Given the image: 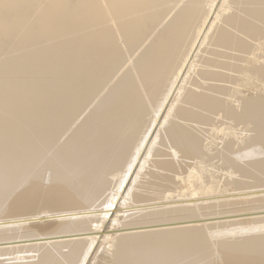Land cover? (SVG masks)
<instances>
[{
    "label": "bare ground",
    "instance_id": "6f19581e",
    "mask_svg": "<svg viewBox=\"0 0 264 264\" xmlns=\"http://www.w3.org/2000/svg\"><path fill=\"white\" fill-rule=\"evenodd\" d=\"M226 1L0 0V264H264V92L223 98L264 0Z\"/></svg>",
    "mask_w": 264,
    "mask_h": 264
},
{
    "label": "rangeland",
    "instance_id": "374dc122",
    "mask_svg": "<svg viewBox=\"0 0 264 264\" xmlns=\"http://www.w3.org/2000/svg\"><path fill=\"white\" fill-rule=\"evenodd\" d=\"M234 1V2H233ZM232 2V3H231ZM221 3V4H220ZM219 3V5H218V7L216 8V12H220V13H222L224 16H227V14H230V13H238V14H240V15H243V9H244V7L245 6H248V5H250V4H248L247 2H242V3H238V1H235V0H228V1H226V3H224V6H225V4H226V6L225 7H227V10H226V8L224 7V10H222L221 9V7H220V5H222V2H220ZM230 6H229V5ZM230 7V8H229ZM233 7V8H232ZM237 7V8H236ZM228 9H229V11H231V12H229L228 11ZM238 11H236V10ZM222 10V11H221ZM225 11V12H224ZM227 11H228V13H227ZM241 12H242V14H241ZM225 13V14H224ZM213 15V14H212ZM214 16V15H213ZM212 16V17H213ZM218 22V21H217ZM211 34H212V32H211ZM211 34H209V37H211ZM204 36V34L202 35V37L200 36L199 37V39H197V42H196V44L194 45V47H193V50H192V52H191V54L192 55H190V57L188 58V61L189 62H191V61H193L194 60V62L196 61V58H198V55H200V54H202V52H200V51H202V50H204V49H206L207 47H205L207 44H208V39H205V40H203V37ZM202 39V40H201ZM200 40V41H199ZM201 41H203V42H201ZM255 41V40H254ZM254 41H249V44H252L251 46H253V48L251 47L250 48V50H249V52H251L252 53V55L249 53V55H248V53H246V57L244 56V60H239L238 58H236V59H234L233 61H236L237 63H239V64H242L241 66H242V68L240 69H238L237 70V72L236 71H230V73L233 75V77H234V79L232 80V82L231 83H224V85L225 86H229V87H225V90H223V92H224V94H223V98L226 100V102H230L232 105H234V106H238V104H239V102L242 100H244V99H247V97H249V98H252L253 96L254 97H258V95L259 96H261L262 94H263V92H264V90H262V89H264L263 87H261V88H259L260 86H259V84L260 83H262L261 81H263V79H260L259 78V80H258V78L257 77H255V75L253 74L252 75V73H250L248 70H247V68H246V66H247V62L248 61H258V60H260L261 58L263 59L264 58V37L263 38H259V39H256V41L254 42ZM258 41V42H257ZM201 42V43H200ZM254 42V43H253ZM205 44V45H204ZM259 44V45H258ZM261 45V46H260ZM199 46V47H198ZM196 47V48H195ZM203 47V48H202ZM198 48H201V50L200 49H198ZM261 48V49H260ZM253 49V50H252ZM199 50V51H198ZM257 51V52H256ZM197 54V55H196ZM206 54V53H205ZM210 53L208 52L207 53V55H209ZM262 54V55H261ZM214 54H210L209 56H213ZM250 55L253 57V58H255V60H253V58L252 57H250ZM260 58H259V57ZM262 56V57H261ZM193 57V58H192ZM247 57H248V59H247ZM222 58V57H221ZM258 58V59H257ZM223 59V58H222ZM250 59V60H249ZM246 65H245V64ZM245 66H244V65ZM245 69V70H244ZM224 71V70H223ZM246 71V72H245ZM243 72V73H242ZM245 73V74H244ZM192 74V73H191ZM192 76H194L193 74H192ZM197 77L198 76H196V77H194V79H197ZM235 77L237 78V80L235 79ZM243 77H244V79H243ZM246 77L248 78V79H246ZM253 79H252V78ZM189 78H192L191 76L189 77ZM199 78V77H198ZM242 78V79H241ZM201 80V79H200ZM252 80H254V81H252ZM247 82V83H246ZM252 84H251V83ZM250 83V86H248V84ZM233 86V88H232V86ZM237 85V86H236ZM245 85V86H244ZM261 86H262V84H260ZM263 85H264V82H263ZM249 87V88H248ZM251 87H253V88H251ZM245 88H246V90H245ZM256 88H258V89H260V91L258 90V89H256ZM229 89V90H228ZM236 89V90H235ZM232 90L235 92H232ZM244 90V91H243ZM247 90H249L250 91V93H249V91H247ZM252 90V91H251ZM247 91V92H246ZM259 91V92H258ZM238 92H240V94L238 93ZM245 92V93H244ZM228 93V94H227ZM238 93V94H237ZM226 95V96H225ZM234 97V98H233ZM236 98V99H235ZM242 98V99H241ZM227 99H229L228 101H227ZM231 100H233L232 102H231ZM238 101V103H236L237 101ZM217 122H215V121ZM225 121V122H224ZM214 122V123H213ZM213 122H210V124H211V126L209 125V126H204L203 127V125H202V127H200L201 129H199V128H190L194 133H196L197 132V134H200L201 133V135H200V139L201 140H203V142H205V140H206V142L205 143H208V141L210 140V139H212L213 141H215V142H220V140L221 139H223L224 137H225V135L226 134H229L231 131H235V129L234 128H236V126H234V125H232L231 124V122L230 123H228L227 121H226V119L224 120L223 118H221L220 116H218V119H214L213 118ZM226 122L228 123V124H226ZM220 123V124H219ZM213 124H215V125H213ZM230 124V125H229ZM193 125V124H192ZM201 126V125H200ZM234 126V127H233ZM213 127V128H212ZM205 128H206V130H205ZM229 129H230V131H229ZM200 132V133H199ZM204 135V136H203ZM203 136V137H202ZM243 137V135L242 136H238V138H242ZM204 138V139H203ZM161 146L162 147V144H160V142L159 143H156V145H155V147L157 148L158 146ZM159 146V147H160ZM152 157H154V155L152 156ZM181 163V165L182 164H184V162L182 163V162H180ZM185 165V164H184ZM184 165H182V166H180V169L179 168H177V169H179L178 170V173L177 174H182L181 175V177H182V183L180 184V186H182L181 188H182V191L184 190L185 192L186 191H188V189H186L187 187H186V183H185V180H189V183H190V186H191V189H193V172L191 171V169L187 172H185V170H186V166H184ZM184 171H183V170ZM182 172H181V171ZM194 171H195V173L196 174H198V170H195L194 169ZM197 171V172H196ZM146 172H147V170L146 171H144V177H143V179H141V181H140V184H143V183H145V184H143L144 186L146 185V183L149 181V176L148 177H146L145 175H146ZM180 172V173H179ZM160 173V172H159ZM143 176V175H142ZM157 177H161V176H158L157 175ZM174 177H175V175H174ZM145 178V179H144ZM159 180V179H158ZM146 181V182H145ZM175 181H177L178 182V179L177 178H175ZM196 186V185H195ZM194 189H196L195 187H194ZM125 196V191H122V192H120V196L116 199V202H115V208L114 209H116V208H120L121 210L123 209L122 207H124V200L125 199H123V197ZM122 201V202H121ZM123 203V204H122ZM123 206H122V205ZM127 205V204H126ZM125 205V206H126ZM115 213V211H113V216H112V214L110 215V217L109 218H107L106 219V221L104 222V226L106 227H104V230H108V229H110V228H113V229H115L116 227V223L113 221V220H116V219H118L119 221L120 220H122L121 219V211L119 212L120 214H114ZM115 215H116V218H115ZM119 215V216H118ZM111 226H113V227H111ZM115 227V228H114ZM112 230V229H111Z\"/></svg>",
    "mask_w": 264,
    "mask_h": 264
}]
</instances>
